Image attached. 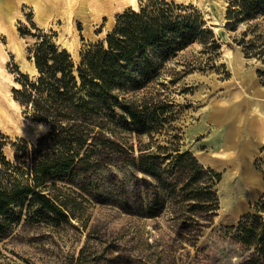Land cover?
<instances>
[{"label":"trees","instance_id":"1","mask_svg":"<svg viewBox=\"0 0 264 264\" xmlns=\"http://www.w3.org/2000/svg\"><path fill=\"white\" fill-rule=\"evenodd\" d=\"M259 17H264V0H228L229 23H249L242 34L251 37L239 41L245 55L264 62V33L253 23ZM28 21L19 33L34 39L27 59L35 73L16 68L12 94L31 120L49 130L36 142L11 141L12 155L4 149L9 140H1L8 137L0 133V242L22 222L51 224L77 217L75 200L60 188L72 184L86 192L83 179L94 186L93 178L103 173L106 183L122 194L116 205L125 212L156 217L177 201L185 208L176 207L175 213L184 211L196 225H211L220 173L200 164L190 151H180L177 133L168 136L169 145L153 147L139 140L145 134L152 139L166 123L172 127V106L153 86L164 75L165 63L196 42L211 53L221 47L201 11L174 0L128 7L116 15L103 40L80 51L78 61L54 40L53 32H44L31 16ZM130 135L137 137L136 144ZM116 169L139 186L135 210L129 186L116 187ZM199 231L186 234L198 237ZM219 237L245 253L238 264H264V214L243 215L236 224L220 227ZM84 258L81 248L56 263L85 264Z\"/></svg>","mask_w":264,"mask_h":264},{"label":"rangeland","instance_id":"2","mask_svg":"<svg viewBox=\"0 0 264 264\" xmlns=\"http://www.w3.org/2000/svg\"><path fill=\"white\" fill-rule=\"evenodd\" d=\"M146 1L0 0V133L8 137H1L9 140L4 148L8 155L13 153L11 141L36 142L49 130L31 120L12 94L16 68L35 73L27 59L34 39L19 33L21 24L29 26L28 16L44 32H53L54 40L78 61L82 49L105 38L118 13ZM174 1L196 6L221 47L211 53L196 42L165 63L164 75L153 86L172 106V127L166 123L152 139L145 134L139 140L153 147L169 145L168 136L177 133L180 151H190L200 164L220 173L213 223L196 225L184 211L175 213L174 208H185L177 201L156 217L125 212L116 205L122 194L106 183L103 173L93 178L94 186L83 179L86 192L72 184L60 188L75 200L77 217L16 225L0 242V264H57L81 248L85 264H238L244 258V252L219 234L220 227L236 224L245 214H264V140L253 137L254 127L264 124V62L245 55L239 41L251 37L242 34L249 23H229L228 0ZM253 23L264 33V17ZM230 136L235 140H220ZM130 139L138 142L136 136ZM114 173L116 187L129 186V203L137 209V182L122 170ZM195 230H200L198 237L186 234Z\"/></svg>","mask_w":264,"mask_h":264},{"label":"crops","instance_id":"3","mask_svg":"<svg viewBox=\"0 0 264 264\" xmlns=\"http://www.w3.org/2000/svg\"><path fill=\"white\" fill-rule=\"evenodd\" d=\"M263 126V127H262ZM256 128V130L254 131H257V135H253L254 138H257L258 140H264V124L263 125H259V126H256L254 127ZM260 131V132H259ZM224 138V137H223ZM220 139V140H235L234 138H232V136L228 137V138H225V139Z\"/></svg>","mask_w":264,"mask_h":264},{"label":"bare ground","instance_id":"4","mask_svg":"<svg viewBox=\"0 0 264 264\" xmlns=\"http://www.w3.org/2000/svg\"><path fill=\"white\" fill-rule=\"evenodd\" d=\"M104 2H106V1H104ZM82 8H83V6L80 4L78 9L81 10ZM33 70H35L34 66H33Z\"/></svg>","mask_w":264,"mask_h":264}]
</instances>
